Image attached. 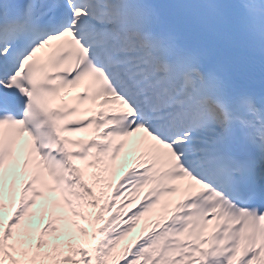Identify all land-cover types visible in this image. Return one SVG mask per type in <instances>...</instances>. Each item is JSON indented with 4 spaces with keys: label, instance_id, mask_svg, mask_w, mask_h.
<instances>
[{
    "label": "snow or ice",
    "instance_id": "1",
    "mask_svg": "<svg viewBox=\"0 0 264 264\" xmlns=\"http://www.w3.org/2000/svg\"><path fill=\"white\" fill-rule=\"evenodd\" d=\"M0 264H264V0H0Z\"/></svg>",
    "mask_w": 264,
    "mask_h": 264
}]
</instances>
